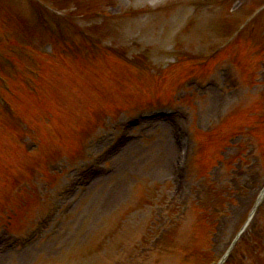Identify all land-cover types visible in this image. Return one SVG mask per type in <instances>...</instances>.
<instances>
[{
  "label": "rangeland",
  "instance_id": "obj_1",
  "mask_svg": "<svg viewBox=\"0 0 264 264\" xmlns=\"http://www.w3.org/2000/svg\"><path fill=\"white\" fill-rule=\"evenodd\" d=\"M48 1L52 3L64 1L62 4L67 2V0ZM198 1L202 3L201 0ZM215 1L217 0L211 1V6L214 7ZM262 1L264 0H239V4H244V6L240 12L232 15L229 5H224L220 9H207L205 14H199L197 10L200 6L195 0H152V2L150 0H82V5H91L93 9L99 11L110 9L116 13L115 15L121 12L130 13L129 11L145 7H148L151 12L154 11L155 14L149 16L144 23L140 22L142 23L140 25H143L142 29L131 32V37L136 40L137 47H131L130 54L136 56L139 51H142L141 58L139 56L137 60L129 61V64L115 62L110 69L107 66V70H99L95 67L90 69L88 74L83 72L87 74V77H93L81 81L68 80L67 83L72 86V89L69 90L67 96L65 91L68 84L64 83V77H67L69 73L55 70L58 68L56 60L62 57L68 58L61 57L60 46L52 53L39 52L37 55L33 52L34 55L36 54L37 65L49 66L50 64V68L48 67L50 70H46V66H43V69H37V65L33 64V70L37 69V72L41 73L38 77L41 78L36 79V86L30 81L26 83L36 88L35 90H31L23 81L20 82L21 86H24L21 90L14 85L15 81L11 79L12 92L17 94L16 97L19 95L20 100L8 96L9 102L14 104L18 112V114L14 112L16 115L10 114L4 107L0 109V175L2 173L5 175L4 179H0L2 212L0 214V235L6 238L7 233L23 232L31 225L33 219L29 212L30 208L19 204L29 199L27 195L19 191H13L12 195L10 194V186L14 180L20 181L19 189L14 190L25 189V183L36 186L39 181H45L47 195L44 201L40 199L41 202L37 204L45 206L50 194L57 188L65 186V189L71 193V188L65 181L72 171H68V174L63 173L61 178H54L52 183L50 181L52 178L47 175L49 171H52V164L59 163L61 167L66 164L70 167L82 161L94 160L102 166V171L100 176L91 183L86 182L87 185L83 183V185L74 186L71 197L67 196L72 205L64 210L67 213L66 217L52 224L30 249L16 256H14L16 251H0V259L5 264H22L18 260L24 261L25 264H40L41 260L55 259L64 251L81 244L92 247L93 241L89 239V244L87 241L99 225L123 208L127 202H132V199L143 195H147L150 200L158 199L162 195L163 204L160 205L164 207L168 205L170 196L175 197L173 205L176 207L172 212L174 213L172 218H174L181 215V208L187 201L207 202L209 210L213 212L211 207L215 206V201L218 199L216 191H228L231 203L225 201L222 204L220 214L226 215L221 217L223 222L219 220V226L215 224L214 234L210 236L211 224L208 223L205 240L197 237L196 246L197 251L207 250L209 242L215 249L227 247L228 241L240 228L245 209L248 208L250 202L249 199L264 181L259 171L260 166L264 167V154L261 148L257 153L259 159L250 149L242 155L241 144L245 143L247 136L234 134L235 131L243 130L245 126L258 120L263 106L258 97L264 93V66L262 64L264 59V11L260 18L248 25L241 39L231 40L233 42L227 45L230 48L225 49L221 57L212 56L209 64L204 67L200 65L201 68H197L196 58L210 56L209 53L216 44H225L231 38L228 36L236 29L241 19L253 9L260 8ZM165 5L163 10H166L162 11L160 8ZM9 9L20 21V25L24 27L28 25L31 15L25 6L20 2H15ZM11 23V19L5 20L4 32L14 31L15 28ZM134 26L137 25H131V28ZM145 26L147 28H144ZM14 35L17 36L15 33ZM96 35L97 38L102 36L99 31ZM85 56L87 58L86 53ZM177 57L180 58L179 61L182 57L187 59L190 57L193 61L189 62L186 69L192 71L189 72L192 76L214 79L211 87L202 93L192 91V94H187L185 87L179 90L182 86L178 87V82L180 79L183 80V76L175 67L182 68L183 65L181 62L175 65ZM217 57L220 58L216 60ZM26 64L27 62H19L20 67H25ZM222 64L232 65L234 76H230V80L224 73L217 74V68ZM51 74L53 80L57 79L64 88L62 96L55 103V109L62 114L59 118L61 123L57 125L58 130L52 128V122L58 118L56 112L49 111L48 108L50 102L47 99L46 84ZM157 74L158 80L155 78ZM32 75L34 79L37 77L35 73ZM236 81L240 84L237 88L233 86ZM53 89H57L56 85H53ZM163 89H166L165 92H159ZM23 91L30 95L26 101L24 95L26 93ZM74 100H77L76 107L72 106ZM222 103L225 105V111L219 120L221 113L216 114V107H220ZM166 104H177L178 118L182 124L177 123L187 129L191 128L195 135L194 147L192 144L193 153L191 152V170H194L190 177L186 173L180 189H178L176 177L170 173L169 166L174 164L176 151L171 142V128H168L164 121L142 124L134 130L132 135L134 140L130 146L122 152L112 149L111 141L116 133L110 132L109 127H113L139 107ZM243 105L247 106L245 110H241ZM236 109L238 112L232 116ZM65 117L68 119L66 126ZM94 122L100 123V128L95 135L104 134L101 141L98 140L99 150L96 151V148L92 150L95 154L91 159L87 156L84 159L80 154L75 160H71L72 154L78 148L75 133L79 129L87 130ZM262 125V132H264V123ZM8 127H13L15 133L8 132ZM103 132L110 133L105 136ZM17 136H21L19 141L16 139ZM226 136H228L226 140H222ZM257 137L260 136L257 135ZM32 141L37 147L31 152H24L23 145L26 148V145ZM210 141L213 142L210 143ZM196 163L200 164V169H196L194 165ZM212 167L214 169L217 167L219 172L216 174L211 172ZM24 169L30 172V176L23 173ZM55 175L57 176L56 173ZM234 194L236 198H239L237 204L232 197ZM54 198L56 199V194ZM5 199H8L7 203L5 202L7 210L3 213L5 207H2L1 203H4ZM193 210L196 213L200 212L195 208ZM125 211L126 209L122 212L125 213ZM261 211L241 241V250L237 253L239 257H242L247 250L244 247L251 245L256 247L252 242L253 239L260 247L264 245V208ZM151 212L152 218L157 212L155 207ZM220 214H215L217 219ZM9 217L12 218L13 224L8 223L7 218ZM138 218L141 217L138 216ZM135 242L138 243L135 246L144 247L137 239ZM97 250L102 258L100 264L113 262L111 254L103 253L101 247ZM257 251L255 249L253 255ZM95 253L96 251L87 249V260L91 261ZM199 255L204 257V254L197 256ZM150 259L151 256H146L132 264H152L149 262ZM251 260L253 261V258ZM201 261L202 259L199 264ZM153 264L160 263L156 261ZM162 264H176V262L168 258L163 260Z\"/></svg>",
  "mask_w": 264,
  "mask_h": 264
},
{
  "label": "bare ground",
  "instance_id": "obj_2",
  "mask_svg": "<svg viewBox=\"0 0 264 264\" xmlns=\"http://www.w3.org/2000/svg\"><path fill=\"white\" fill-rule=\"evenodd\" d=\"M170 167V166H169ZM166 171H167V169H166ZM108 197H110V195H108ZM0 264H4L3 262H0Z\"/></svg>",
  "mask_w": 264,
  "mask_h": 264
}]
</instances>
